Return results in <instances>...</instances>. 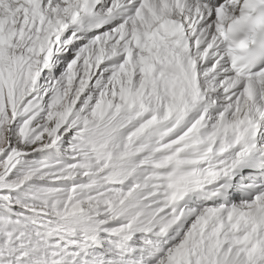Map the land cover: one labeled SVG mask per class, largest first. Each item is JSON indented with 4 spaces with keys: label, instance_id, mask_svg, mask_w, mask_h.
<instances>
[{
    "label": "snow or ice",
    "instance_id": "snow-or-ice-1",
    "mask_svg": "<svg viewBox=\"0 0 264 264\" xmlns=\"http://www.w3.org/2000/svg\"><path fill=\"white\" fill-rule=\"evenodd\" d=\"M0 264H264V0H0Z\"/></svg>",
    "mask_w": 264,
    "mask_h": 264
}]
</instances>
